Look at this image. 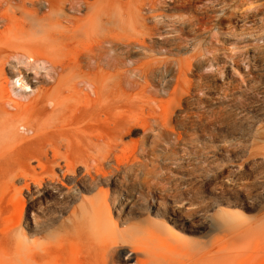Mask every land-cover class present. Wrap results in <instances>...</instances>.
<instances>
[{"label":"rangeland","instance_id":"rangeland-1","mask_svg":"<svg viewBox=\"0 0 264 264\" xmlns=\"http://www.w3.org/2000/svg\"><path fill=\"white\" fill-rule=\"evenodd\" d=\"M55 1L76 25L61 19L71 40L46 52L66 64L48 85L28 75L23 93L41 86L53 103L4 108L12 125L31 120L75 142L78 176L0 153V264H264V0H160L152 11L138 8L148 0H85L105 10L113 73L107 56L86 67L79 53L98 52L78 21L86 10ZM156 204L184 215L153 216Z\"/></svg>","mask_w":264,"mask_h":264},{"label":"bare ground","instance_id":"bare-ground-1","mask_svg":"<svg viewBox=\"0 0 264 264\" xmlns=\"http://www.w3.org/2000/svg\"><path fill=\"white\" fill-rule=\"evenodd\" d=\"M141 1L143 2L144 0H140V2ZM148 1L149 3L144 5L140 4L138 8L142 9L147 5V10L152 11L160 0ZM172 3L174 6H185L187 4L186 1L183 2L181 0H173ZM68 6L75 14L82 9L86 10L84 19L78 21L85 22L84 26L87 28L88 32L92 33L94 41L97 44V56L88 48L84 51L79 49L81 56L87 60L88 64L86 63V67L91 65V61L97 60L99 57L105 55L109 60L108 67L111 73H113L117 60V54L114 49L116 42L114 36L110 40L102 36L101 31L103 28L102 23L105 10L102 9L100 2L91 5L87 4L85 0H73ZM45 8H47V11L43 12L42 9ZM64 11L65 3H63V1L57 3L55 0H0V25L2 27V29H0V109H4V112H0V153L6 154L9 157L16 156L15 153H20V157L23 156L26 160L37 161L36 163L41 173L52 172L53 169L58 167V169L62 171V177L67 178V176L70 175V177L76 178V176H78L76 163L78 162H76L75 159L78 154L77 150L79 146H77L75 142L70 141L65 143V140L68 138L58 132L46 133L40 130V128H34L35 126L31 123V120H20L17 125H12L11 121H9V111H6V108H4V105L12 108V112L10 113L22 112L19 110L20 108L31 107L32 105L41 106V108L46 110L47 106L45 105L48 104L51 106V103H53L52 99L46 96V92L39 89L43 88L41 86L37 88L32 98H28L23 93L28 89L31 83L28 75H32L37 81L35 84L43 83L48 85L53 83L57 78L56 76L63 70V65L66 64V61L64 62L62 59L53 57L46 52V49L47 46L49 44L51 45L53 42L62 45V47H66L69 43L68 41L71 40L61 29H57L61 24V19L69 20V24H73L70 30H73L75 27L74 25H76L74 20L64 17ZM17 15H19L21 19L17 18ZM139 17L141 18V15H139ZM141 19L146 20V18ZM105 43H109L111 46L106 49L104 47ZM180 63L178 67L179 71L182 70V62ZM3 72H5V75ZM2 87H4L5 93ZM11 94L21 100L25 99V102L12 99ZM28 112L29 111H24L23 113L25 114ZM90 115L91 118L95 117V114ZM19 127L23 131L22 134L19 132ZM24 133L30 134L24 135ZM15 135L18 136L20 141L17 142L16 145L13 144L10 146L12 151L3 152V150L6 149V141L12 140ZM68 149L69 153H67ZM61 150H64V153H61ZM61 164H63V166H61ZM90 166L92 165L90 164ZM13 171H15V169ZM26 172L27 171H25V173ZM53 176L54 175H49L48 179L54 181L55 176ZM22 179H24L23 183L28 181L26 177H22ZM79 180L81 183L86 182L85 185L87 188H90L94 182L93 175L86 166ZM29 182L37 184L36 180H31ZM109 184L115 185L116 182L113 181ZM87 188L83 187V190L88 191ZM106 203H108L106 197L100 196L97 205L104 210ZM158 204L150 208L149 211L151 215L166 218L172 216L177 221L184 215L182 210L176 206L170 207L169 209L172 211L168 213L166 207L164 208ZM111 206L115 211L116 209L118 211V209H121V202L114 198ZM23 215L24 209L22 208L17 213V224L21 222ZM32 224L35 225L34 229L37 230L36 223L33 222ZM205 252L206 251H204V253ZM115 254L117 255V253ZM194 256L198 255L196 254Z\"/></svg>","mask_w":264,"mask_h":264}]
</instances>
